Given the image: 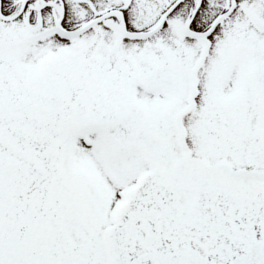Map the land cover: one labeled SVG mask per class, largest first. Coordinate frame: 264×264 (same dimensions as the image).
Masks as SVG:
<instances>
[{"label":"snow or ice","instance_id":"obj_1","mask_svg":"<svg viewBox=\"0 0 264 264\" xmlns=\"http://www.w3.org/2000/svg\"><path fill=\"white\" fill-rule=\"evenodd\" d=\"M0 264H264V0H0Z\"/></svg>","mask_w":264,"mask_h":264}]
</instances>
